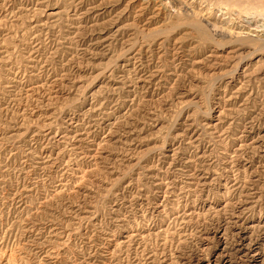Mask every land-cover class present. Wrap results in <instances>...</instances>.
<instances>
[{
  "label": "rangeland",
  "instance_id": "obj_1",
  "mask_svg": "<svg viewBox=\"0 0 264 264\" xmlns=\"http://www.w3.org/2000/svg\"><path fill=\"white\" fill-rule=\"evenodd\" d=\"M0 264H264V0H0Z\"/></svg>",
  "mask_w": 264,
  "mask_h": 264
}]
</instances>
